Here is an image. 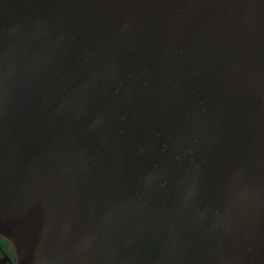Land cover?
I'll list each match as a JSON object with an SVG mask.
<instances>
[{"label": "water", "instance_id": "obj_1", "mask_svg": "<svg viewBox=\"0 0 264 264\" xmlns=\"http://www.w3.org/2000/svg\"><path fill=\"white\" fill-rule=\"evenodd\" d=\"M0 235L264 264V0H0Z\"/></svg>", "mask_w": 264, "mask_h": 264}, {"label": "rangeland", "instance_id": "obj_2", "mask_svg": "<svg viewBox=\"0 0 264 264\" xmlns=\"http://www.w3.org/2000/svg\"><path fill=\"white\" fill-rule=\"evenodd\" d=\"M6 257L3 264H25L19 248L8 238L0 235V260Z\"/></svg>", "mask_w": 264, "mask_h": 264}, {"label": "bare ground", "instance_id": "obj_3", "mask_svg": "<svg viewBox=\"0 0 264 264\" xmlns=\"http://www.w3.org/2000/svg\"><path fill=\"white\" fill-rule=\"evenodd\" d=\"M34 255V251L32 249L30 250H25V258H24V263L25 264H32V257Z\"/></svg>", "mask_w": 264, "mask_h": 264}, {"label": "flooded vegetation", "instance_id": "obj_4", "mask_svg": "<svg viewBox=\"0 0 264 264\" xmlns=\"http://www.w3.org/2000/svg\"><path fill=\"white\" fill-rule=\"evenodd\" d=\"M4 261H6L5 257L0 260L1 263H4Z\"/></svg>", "mask_w": 264, "mask_h": 264}]
</instances>
